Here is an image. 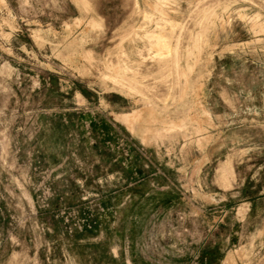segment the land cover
I'll return each instance as SVG.
<instances>
[{
	"label": "rangeland",
	"instance_id": "obj_1",
	"mask_svg": "<svg viewBox=\"0 0 264 264\" xmlns=\"http://www.w3.org/2000/svg\"><path fill=\"white\" fill-rule=\"evenodd\" d=\"M264 264V0H0V264Z\"/></svg>",
	"mask_w": 264,
	"mask_h": 264
},
{
	"label": "bare ground",
	"instance_id": "obj_2",
	"mask_svg": "<svg viewBox=\"0 0 264 264\" xmlns=\"http://www.w3.org/2000/svg\"><path fill=\"white\" fill-rule=\"evenodd\" d=\"M224 264H230V258L229 257L226 258V262Z\"/></svg>",
	"mask_w": 264,
	"mask_h": 264
}]
</instances>
